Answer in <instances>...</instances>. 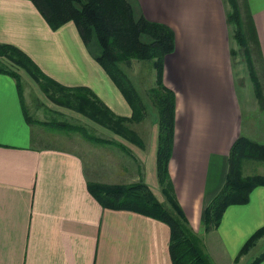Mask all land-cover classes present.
Instances as JSON below:
<instances>
[{
    "label": "crops",
    "instance_id": "0c3cea01",
    "mask_svg": "<svg viewBox=\"0 0 264 264\" xmlns=\"http://www.w3.org/2000/svg\"><path fill=\"white\" fill-rule=\"evenodd\" d=\"M127 1L136 14L174 32V50L163 63V84L175 94L169 178L211 263L216 264L210 255L216 247L230 253L233 263L247 239L264 226V186L255 188L246 204L228 206L216 229L204 231V209L225 182L230 148L238 137L249 136L231 56L227 4ZM239 2L245 29L254 31L248 38L251 58L264 91V0ZM0 44L24 52L62 86H86L113 114L131 116L72 23L53 31L30 0H0ZM20 74L19 89L14 78L0 73V264H172L165 223L104 208L87 187L143 182L166 205L156 172L157 124L147 134L146 120L131 124L144 148L111 131L97 136L114 143H96L94 158L69 147H48L51 139L33 123L27 101L24 80H33Z\"/></svg>",
    "mask_w": 264,
    "mask_h": 264
},
{
    "label": "trees",
    "instance_id": "16d2710c",
    "mask_svg": "<svg viewBox=\"0 0 264 264\" xmlns=\"http://www.w3.org/2000/svg\"><path fill=\"white\" fill-rule=\"evenodd\" d=\"M40 12L48 26L56 31L72 23L87 48L93 45L92 58L109 76L115 87L131 109V116L124 118L113 114L107 106L86 88H67L41 73L38 66L21 50L7 44H0V73L15 79L21 87V74L26 73L49 100L70 109L112 133L144 148V142L131 129V124L146 118L147 106L136 91L131 79L123 70L133 60L150 61L155 70V83L148 91L157 116L156 172L166 205L159 202L143 182L123 185L88 183L89 193L107 209L138 213L165 223L170 229L169 255L172 264H212L203 241L193 232L173 192L169 178L168 164L173 147L175 94L163 84L164 58L175 46L174 32L168 26L152 22L135 13L127 0H30ZM227 23L231 28L233 41L242 48L247 60L254 95L264 109V91L253 67L250 48L254 38L253 28L245 29L239 5L236 0H226ZM225 1V2H226ZM231 56L236 52L231 49ZM32 122V121H30ZM43 127L79 133L93 143L114 142L91 134L85 128L67 122H46L33 120ZM128 152V149L121 147ZM257 161L264 164V143H258L245 136L238 137L229 151V167L225 182L213 200L205 207L203 217L205 231L216 229L222 215L230 205H243L249 201L251 192L264 186V176L244 175L243 164ZM264 236V226L253 233L242 245L235 260L246 254L254 243ZM264 260V251L250 264Z\"/></svg>",
    "mask_w": 264,
    "mask_h": 264
},
{
    "label": "rangeland",
    "instance_id": "374dc122",
    "mask_svg": "<svg viewBox=\"0 0 264 264\" xmlns=\"http://www.w3.org/2000/svg\"><path fill=\"white\" fill-rule=\"evenodd\" d=\"M236 1L239 5L241 17L244 20V13L242 12V7L239 2L240 0ZM225 3L227 4V7L229 9V3H227V1ZM94 48L95 47L93 45L91 46V48L86 47L89 55L92 56L91 51L95 52L96 49ZM233 50L234 52H236V55L232 58V61L233 65H235V78L239 98L241 101L240 104L243 107V127L245 131L249 132L248 134H246L249 135L247 137H249L251 140L257 141L258 143H264V109L260 107L258 101L255 98L253 89L254 87L250 79L249 67L247 65V60L242 52V48L236 45L234 41ZM123 70H125L129 78L131 79L136 91L147 106L148 112L146 118L144 119L146 121H144V124L142 125L144 132L147 134V132H150V128L152 127V125L157 124L155 109L153 108L148 96L149 89L153 87L155 83V70L153 69L152 63L150 61L138 60H133L130 67L123 66ZM105 74L106 76H108L107 73ZM23 76L24 75H21V78H23ZM107 78H109V76ZM25 80L24 84L26 91L28 92L27 101L29 102V106L31 108V116L34 120L56 123L57 121L67 122L72 125L81 126L95 136L106 137L104 136V134L109 133L110 130H108L106 127L96 124V122H92L87 118L85 119L84 117L74 113L70 109L65 110V108H62L57 103L49 100V96H47L40 90L37 83H35L34 81L32 82L30 79L26 81ZM109 80L111 81L110 78ZM78 88H86V86H81ZM41 127L45 134L51 139L49 143L45 144L48 147H69L70 149H74L77 152L82 151V154L86 155L87 158H94L93 148L97 147V144L86 140L79 133L61 131L49 126ZM81 146L82 148H80ZM87 146L91 149H88ZM243 173L244 175L258 174L264 176V164L257 161H246L243 164ZM263 251L264 240L250 249V251L246 255L244 254L243 256H240L233 263L229 260L230 253H228L227 256L226 252H219L217 247L215 251L210 252V255L211 253L214 255L216 264H250Z\"/></svg>",
    "mask_w": 264,
    "mask_h": 264
}]
</instances>
